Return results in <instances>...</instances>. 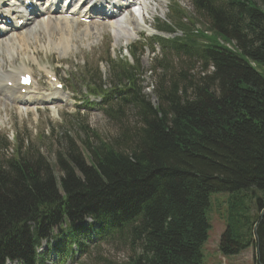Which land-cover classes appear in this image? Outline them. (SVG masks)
I'll list each match as a JSON object with an SVG mask.
<instances>
[{
	"label": "trees",
	"instance_id": "obj_1",
	"mask_svg": "<svg viewBox=\"0 0 264 264\" xmlns=\"http://www.w3.org/2000/svg\"><path fill=\"white\" fill-rule=\"evenodd\" d=\"M186 2L171 1L172 17L156 29L181 34L157 40L185 57L173 71L167 56L157 60L156 107L138 70L109 62L117 100L101 94L105 113L134 112L133 126L59 151V171L20 148L8 161L0 155V264H49L39 250L52 239L61 254L74 245L86 254L88 241L127 250L124 264H205L208 210L223 193L220 253L255 249L264 264V0ZM194 61L214 77L203 78ZM87 220L94 224L84 229Z\"/></svg>",
	"mask_w": 264,
	"mask_h": 264
},
{
	"label": "rangeland",
	"instance_id": "obj_2",
	"mask_svg": "<svg viewBox=\"0 0 264 264\" xmlns=\"http://www.w3.org/2000/svg\"><path fill=\"white\" fill-rule=\"evenodd\" d=\"M150 1L149 3L146 1L144 3L138 2L134 5L137 9L142 10L137 15L138 17L144 13L143 18H145V13L148 14L146 24L141 21L137 22L135 19L129 21L127 18L129 11L124 13V19L120 21L127 25L129 32V36L126 37L127 41L123 40L124 36L116 34V36H120L116 37L110 31V29L113 30V23L106 25V22L101 24L94 22L85 24L86 29L78 20L72 18L57 21V19L62 18L60 13L46 15L45 17H49V23L41 24L44 26L40 25L35 30L32 27H27L25 33H18L15 35L16 38L13 36L10 39L9 37V41L8 39L5 41L8 45L4 44L2 49L4 48L5 51H0V71L15 73L16 78V75L21 73L23 69L34 70L40 82L37 92L46 97L53 94L55 89L44 78V70L52 69L55 70L61 82L68 87V93L60 91L61 96L59 98L61 99L56 104H44L43 102L40 105L29 106L27 113V110H24L25 106L18 102L16 104L19 107H14L12 103L0 98V155L5 157L2 161L10 160L17 148H20L23 153L31 152L35 155L45 156L55 170H59L55 165L59 151L64 152L70 146L78 149L84 145L85 141L92 143H95L97 139L112 141L121 134L120 126L126 124L133 126L135 124L134 112H128L123 117H117L115 112H110L108 115L105 113L106 107L95 106L98 99L88 98V95L91 93V87L99 85L100 79L105 84L103 90H106L107 85L115 80L114 74L110 72L108 64L105 62L108 57H126L131 55L130 49L136 48L139 73L144 81L142 87L144 93L150 96L152 100H154L153 92L157 79L155 74L152 75L151 72L159 64L154 59L156 57L162 59V57L167 56L166 65L171 67L172 71L180 69L185 63V57L178 56L172 50H163L154 45L157 42L155 36L159 35L154 27L160 21H167L172 13H169V0ZM176 1L184 5L187 4L186 0ZM257 1L261 3V0ZM4 3L6 4V2ZM62 4L65 5L63 2L60 4L54 0L53 6L57 7L56 9L60 12L62 11ZM132 16L135 15L132 14ZM140 33L144 35L143 38H154L149 41H138L134 44V39ZM87 35L90 36L87 37ZM162 36L164 35H159V37ZM154 52H156L155 56ZM98 61H100L99 68H96L95 64ZM196 63L197 61H194V64ZM205 65L204 62H198L196 65L203 78L214 77L213 68L205 67ZM257 69L264 76V66L258 65ZM85 70L90 71L81 74ZM159 73L160 70L157 71V74ZM12 76H7V78L13 79ZM1 79L0 83L2 84ZM12 94L17 96L16 92H12ZM108 103L113 104L111 100H108ZM229 197V194L224 193L212 195L211 207L208 210L211 229L209 239L202 250L205 255L204 263L256 264V259L259 258L257 254L252 255V250L226 257L221 255L219 251V242L226 230L225 218H227ZM263 215L264 213H262ZM88 224H92V222L87 221L82 226L86 227ZM255 234L257 237V229H255ZM55 235H57L58 241L63 238V232L57 231ZM52 242L50 243L51 252L48 251L49 246L46 243H43L39 250L40 254L50 253L48 255L50 264L57 263V259H61L58 256L60 254L56 250L55 242L53 244ZM85 243L86 254H80L79 248L74 246L70 252L68 250L69 257L64 258L62 256V261L59 264H124L129 255L127 250H123L119 246L96 247L88 241Z\"/></svg>",
	"mask_w": 264,
	"mask_h": 264
},
{
	"label": "bare ground",
	"instance_id": "obj_3",
	"mask_svg": "<svg viewBox=\"0 0 264 264\" xmlns=\"http://www.w3.org/2000/svg\"><path fill=\"white\" fill-rule=\"evenodd\" d=\"M14 1H16V0H14ZM13 1V2H14ZM18 1V4L20 3V2H23V0H17ZM101 1L102 0H99L98 2H96V3H92V0H80L79 1V6H78V8L77 7H74V6H72V7H70L69 9H68V12H70V11H72V13L74 14V16H76V17H74V18H72V19H74V20H78L77 19V17H84V16H86V15H88V14H90V13H96V10H97V5H99L100 3H101ZM114 2H115V0H113ZM136 1H139V2H142V1H146V2H151L150 0H136ZM156 0H153V2H155ZM3 2V0H0V3H2ZM75 2V0L73 1L72 0V3H74ZM11 3H12V1H11ZM71 3V4H72ZM109 7H110V10L112 11V10H114V9H119L120 10V12H122L121 11V9L120 8H118V7H116L115 5H114V3L113 2H110V4H109ZM77 8V9H76ZM5 10H6V8L4 9V10H2V7L0 6V14L1 13H4L5 12ZM54 11H56V8L53 6V7H50L49 9H47V11H46V13H44L43 11H39L38 13H37V15H35V13H34V16L32 17V19L29 21V24H28V26L29 27H32V29H34L35 30V28H37L38 26H40L41 24H44V23H49V17H47V18H41V16H42V14L43 15H49V14H52ZM7 12V11H6ZM9 13V12H8ZM64 13H67V12H65L64 11ZM83 14H85V15H83ZM147 14V13H146ZM8 15V14H7ZM131 17V18H130ZM172 17V15L171 16H169L168 17V19L169 18H171ZM105 18H108V17H105ZM127 18H129V21H132V19H134L135 17H133L132 16V14H131V11H129V16L127 17ZM148 18V14L145 16V21H146V19ZM20 19H22V17H19V18H15L14 19V24H16ZM65 19H67L68 20V18H65ZM71 19V18H70ZM122 19H124L123 17H122ZM66 20V21H67ZM71 23H73V22H71ZM111 23H113V30H114V32L116 33V34H119V35H126V32H127V30L126 29H124V26L123 25H120L119 23H118V21H117V16H116V14L114 13V17H112V18H110V25H111ZM41 26H44V25H41ZM70 26V25H69ZM72 26V25H71ZM64 27V26H63ZM60 28V27H59ZM26 27L25 28H21L20 29V31H18L17 29H16V25H10V26H7L6 28H3V26H2V28L0 29V51L2 50L3 52L5 51V50H3L2 49V47H3V45L4 44H7V43H5V41L10 37V39H11V37H15V35L16 34H18V33H25L26 32ZM62 29V28H61ZM64 29V28H63ZM33 30V31H34ZM69 30V29H68ZM60 32V31H59ZM34 33V32H33ZM58 33V32H57ZM64 33V32H63ZM65 33H67V32H65ZM72 33V32H71ZM68 34V33H67ZM63 37V36H62ZM16 38V37H15ZM64 38V37H63ZM24 40V39H23ZM22 40V41H23ZM8 41H9V39H8ZM12 42H14V41H12ZM16 42V41H15ZM20 43V42H19ZM17 44V43H16ZM8 45V44H7ZM11 48V47H10ZM1 51V52H2ZM1 54V53H0ZM3 54V53H2ZM63 55V54H62ZM62 57H64V56H62ZM3 62V61H2ZM2 64V63H1ZM24 70V69H23ZM13 75V76H12ZM15 73L14 74H12V73H7L6 71L4 72H2V71H0V79L3 77V79H1L2 80V84L0 83V97H3V99H5V100H7V101H12V102H14V104L15 105H18V104H16V102H18L20 105H22V106H25V110H27V109H29V106L31 107V106H33V105H40V104H42L43 102H44V104H47V103H50V104H56L57 102H58V100L59 99H61V98H59L60 96H61V94H60V91H58V90H56L55 89V91H54V93L53 94H51L50 96H46V97H44V96H41L40 94L39 95H36L35 94V90H36V88H35V86H33L31 89H29V90H27L28 91V94H26V95H19L18 96V94H20V92H18V89H17V84H15V87L14 88H8V87H6V83H8L9 81H11V82H14V83H17L16 82V80H15ZM6 76V77H5ZM7 76H12V78L13 79H10V78H7ZM18 76H20V73H18L17 75H16V77H18ZM5 84H4V83ZM12 92H16V95L17 96H14L13 94H12ZM41 96V97H40ZM14 98V99H13ZM28 111V110H27ZM1 119V118H0Z\"/></svg>",
	"mask_w": 264,
	"mask_h": 264
},
{
	"label": "crops",
	"instance_id": "obj_4",
	"mask_svg": "<svg viewBox=\"0 0 264 264\" xmlns=\"http://www.w3.org/2000/svg\"><path fill=\"white\" fill-rule=\"evenodd\" d=\"M252 255H253V252H252Z\"/></svg>",
	"mask_w": 264,
	"mask_h": 264
}]
</instances>
